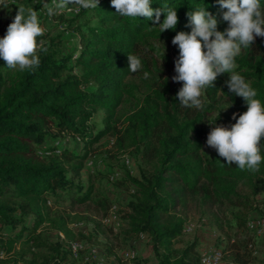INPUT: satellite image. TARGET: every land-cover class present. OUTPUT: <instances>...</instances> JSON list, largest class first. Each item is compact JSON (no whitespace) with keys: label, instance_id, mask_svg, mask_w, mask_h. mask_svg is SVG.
<instances>
[{"label":"trees","instance_id":"obj_1","mask_svg":"<svg viewBox=\"0 0 264 264\" xmlns=\"http://www.w3.org/2000/svg\"><path fill=\"white\" fill-rule=\"evenodd\" d=\"M151 2L153 8L165 11L176 8L179 22L174 30L160 33L152 21L122 18L110 0H99L98 7L92 8L97 23L80 32V50L74 59L61 54L59 40L46 36L38 38L46 42L47 52L39 53L35 70L12 71L0 59V231L21 227L13 236H0V264H67L62 244L50 243L37 233L49 222L66 237L70 235L64 220L50 218L49 195L57 191L68 194L75 188L74 202L92 201L104 211L109 208L105 200H92L93 187L74 186L72 178L83 169L86 153L37 149L60 134L76 136L87 145L111 135L118 150L133 149L138 154L144 166L139 176H128L133 195L121 234L127 241L148 239L157 264H199L196 241L183 248L174 244L186 224L176 208L185 207L189 197L249 211L250 199L264 194V161L258 172L251 173L202 151L209 115L220 105L231 104V118L224 122L230 126L235 123L233 114L238 118L247 110L243 98L229 92L228 74L220 75L214 87L207 89L202 110L189 109L176 96L182 83L172 80L175 61L165 53L160 64L158 43L191 30L187 13L204 4L221 19L224 9L217 0ZM163 19L162 14L160 21ZM128 54L141 58L140 71L128 70ZM71 60L73 67L69 66ZM237 64L235 71L264 103V38L257 37L250 50L237 58ZM90 83L96 87L88 90ZM97 109L104 111V128L92 135L87 124ZM223 120L218 117L216 121ZM68 173L74 176L69 178ZM240 215L235 218L243 227L245 220ZM28 217H32V226L24 228ZM228 249L233 264H256L247 245L244 251Z\"/></svg>","mask_w":264,"mask_h":264},{"label":"rangeland","instance_id":"obj_2","mask_svg":"<svg viewBox=\"0 0 264 264\" xmlns=\"http://www.w3.org/2000/svg\"><path fill=\"white\" fill-rule=\"evenodd\" d=\"M48 7H55V0H0V35L6 33L8 25L13 21L17 11L21 8L26 12L29 8L37 11L39 21L43 27L44 35L48 39H56L61 42V54L64 56H77L80 50V32L86 30V26L96 24L92 8H83L71 4L65 9H56L54 15H49ZM85 11V13H82ZM227 27L226 22H221L218 30L223 31ZM172 40L163 42L165 53L175 61L179 56V49L173 45ZM158 45L163 50L162 43ZM69 66H74L73 60ZM17 70L13 69L12 71ZM74 72L79 74L78 68ZM94 83L86 86V89H94ZM222 104L218 111L208 116L205 122V135L202 140V151L205 156L218 155L213 148L206 144L207 135L213 125L209 124L219 117L223 121H215L217 126H226L224 122L231 118L230 110ZM223 109V110H222ZM123 110L119 111V115ZM104 111L97 109L87 124L92 135H96L104 128ZM121 124H118L120 127ZM115 137L107 135L92 145L85 144L76 136L60 134L51 141H47L38 150L47 147L67 148L77 154H87L83 163V169L72 178L74 186L80 185L83 190L93 187L92 200H105L109 208L104 211L92 201L78 204L73 201L77 193L73 188L68 194L57 191L47 197L51 219H62L66 222V229L70 235L66 237L49 222L43 224L37 231L50 243L62 244L66 254L67 264H157L148 239L139 241H127L121 232L125 228L124 214L127 212V204L132 199L133 187L128 181V176H139L140 169L144 166L138 154L133 150H118L115 145ZM129 164H125V160ZM245 192V191H244ZM246 194V192H245ZM252 207L245 211L242 207L229 204L212 205L204 202L200 197H189L185 207L178 206L176 212L186 220L182 235L175 241L177 248H183L187 244L197 242L196 251L199 256H207L214 251L221 253L219 264H233L229 257V247L244 251L245 245L252 251V258L256 264H264V194H259L250 199ZM241 214L245 220V226L240 227L235 216ZM109 219V220H108ZM32 217H28L22 225L31 228ZM18 227L17 230H20ZM16 231L4 228L0 236L7 238L13 236ZM81 244L82 250L75 258L72 245ZM18 244L16 248L18 249ZM94 253L90 252L93 251ZM135 252L134 258L128 257ZM69 252V254H68ZM71 252V253H70ZM127 254V255H126ZM68 256V257H67Z\"/></svg>","mask_w":264,"mask_h":264},{"label":"clouds","instance_id":"obj_3","mask_svg":"<svg viewBox=\"0 0 264 264\" xmlns=\"http://www.w3.org/2000/svg\"><path fill=\"white\" fill-rule=\"evenodd\" d=\"M115 12L122 18L152 21L160 33L174 30L179 22L176 8H153L151 0H110ZM224 9L221 19H217L203 4L187 13L189 32L179 31L172 38V44L179 49L174 62L176 75L174 82L182 83L176 93L182 107L202 110L205 107L207 89L213 88L217 78L227 73V88L230 93L243 98L247 110L233 114L235 123L230 126H217L215 121L207 135L206 144L213 148L225 165H235L241 171L256 173L264 161V103L257 99V90L237 71V58L245 49L250 50L257 37L264 38V5L261 0H217ZM71 4L83 8H97L99 0H55V7H48V14L56 9H65ZM163 14L164 19L160 18ZM226 22L227 27L220 31L218 26ZM152 28V27H149ZM44 29L37 11L21 8L8 25L6 34L0 38V59L10 69L20 71L35 70L39 67L40 52H47L46 42L38 39ZM161 42V41H160ZM160 64L165 55L163 42ZM128 70L136 73L143 68L140 57L127 55ZM148 78L149 73H143ZM167 78H165V81ZM231 104L223 109H227ZM222 109V110H223Z\"/></svg>","mask_w":264,"mask_h":264},{"label":"built area","instance_id":"obj_4","mask_svg":"<svg viewBox=\"0 0 264 264\" xmlns=\"http://www.w3.org/2000/svg\"><path fill=\"white\" fill-rule=\"evenodd\" d=\"M125 164L126 165L129 164V160L128 159L125 160ZM263 221L264 220H262L261 223ZM141 238H144V237L141 236ZM71 248H72V252H73L74 257L76 258L78 256V253L80 252V250H82V246H81V244H75V245H72ZM90 252L94 253V250L90 251ZM132 252L133 253H129L128 254V257L130 259H133L134 255H135V252L134 251H132ZM220 261H221V253L219 251H214V252H212L211 254H209L207 256H205V255L201 256L200 260H199V264H219ZM101 263L102 262H100V264Z\"/></svg>","mask_w":264,"mask_h":264}]
</instances>
